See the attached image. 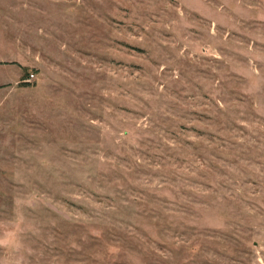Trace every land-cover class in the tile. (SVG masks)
<instances>
[{"label":"rangeland","instance_id":"1","mask_svg":"<svg viewBox=\"0 0 264 264\" xmlns=\"http://www.w3.org/2000/svg\"><path fill=\"white\" fill-rule=\"evenodd\" d=\"M0 264H264V0H0Z\"/></svg>","mask_w":264,"mask_h":264},{"label":"built area","instance_id":"2","mask_svg":"<svg viewBox=\"0 0 264 264\" xmlns=\"http://www.w3.org/2000/svg\"><path fill=\"white\" fill-rule=\"evenodd\" d=\"M32 77V76H31Z\"/></svg>","mask_w":264,"mask_h":264}]
</instances>
